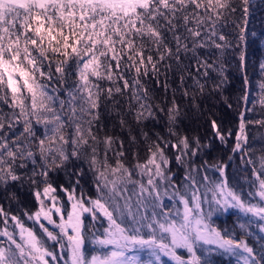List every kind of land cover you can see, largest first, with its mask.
Returning a JSON list of instances; mask_svg holds the SVG:
<instances>
[{
  "label": "snow or ice",
  "instance_id": "snow-or-ice-1",
  "mask_svg": "<svg viewBox=\"0 0 264 264\" xmlns=\"http://www.w3.org/2000/svg\"><path fill=\"white\" fill-rule=\"evenodd\" d=\"M249 35L264 48V0H0V196L19 202L24 188L38 202L19 215L0 203V264H264V150L248 144L243 113L234 131L210 103L233 107L229 68L246 63ZM190 114L205 118L207 143L182 131ZM229 137L231 153L252 152L247 192L223 159L219 180L207 161L194 167ZM173 160L186 168L182 213L161 200ZM61 174L67 186H54ZM233 209L239 233L214 226Z\"/></svg>",
  "mask_w": 264,
  "mask_h": 264
},
{
  "label": "trees",
  "instance_id": "trees-1",
  "mask_svg": "<svg viewBox=\"0 0 264 264\" xmlns=\"http://www.w3.org/2000/svg\"><path fill=\"white\" fill-rule=\"evenodd\" d=\"M249 29L259 32L261 30L259 20L253 19L249 25ZM253 39L254 38L249 35L248 45L242 49L246 54V63L237 69L234 60L232 62V66L229 68V82L226 85L225 95L230 98V102L233 107L227 108L218 98L214 99L210 103L215 104L214 111L216 112L217 119L223 120L226 127H229L234 131L237 130L239 114L243 113L246 123V132L248 135V144L251 145L252 151L255 152V155L258 158V155H260L262 150H264V139H261V136L264 137V128L255 123L247 125V121L249 119H252L253 121L264 120V104L260 103L261 100H264V92H262L259 88V83L264 80V75H262V70L260 69V63L261 61H264V48L260 46L258 39H256L255 43H252ZM245 75H247V81L244 79ZM242 88L244 89L243 92L241 91ZM0 91H2V89H0ZM245 94L248 96V100H240V106L237 107V98ZM109 128L114 134L122 137L124 136V133H122L119 127L116 126L114 119L109 121ZM182 131H186L189 135L201 136L205 143L212 139V132L205 123V118L198 117V114L189 115ZM234 143V137H229L227 145H221L219 139H215L211 150L204 148L200 151L197 157H193V160L195 161L194 167L199 168L201 172H204L205 169L202 168L201 165L204 161H207L209 165L206 169L208 177L210 180H219L220 174L216 172L211 165L223 159L225 163L229 164L227 174L230 182L242 185L245 192H247V178L249 177L251 166L247 165L245 161L252 155V152L241 153L238 151L236 153H231L229 149L234 145ZM229 155L232 156L231 161L227 159ZM143 158V152H141V163H143ZM167 167L169 169L168 174L172 183L169 184L167 181L161 183V200L165 207H167L168 201L171 203L170 206L180 205L178 196L173 195V193L177 188H179L181 192L185 190L184 185L186 168L183 164L175 160H173ZM197 178L199 179V177ZM56 183L67 186V178L61 174L59 177L55 178L54 186ZM83 188L86 195L95 196V189L90 180L88 183L83 185ZM165 189L167 190V195H164ZM77 191L79 192V189H77ZM57 194H60L63 200L66 199V194L60 193L59 189L57 190ZM0 203L4 204L6 210L11 208L14 214L19 215L23 211L34 212L38 202L35 201L34 197L26 189L21 188L19 189V202L12 201L11 204H9L3 196H0ZM174 212L175 211L172 210V213ZM219 216L220 214L214 216V218L218 219V224L216 226L222 230L227 229L230 231L233 227L232 224L234 223H232V221L234 219H229V214L225 215L227 216L225 219ZM24 219L28 225H31V221H27L26 216ZM11 224L12 222L9 221L10 226ZM2 227L3 225L0 224V228ZM2 239L3 238H0V240ZM88 249L90 252L98 251V246L89 244Z\"/></svg>",
  "mask_w": 264,
  "mask_h": 264
},
{
  "label": "rangeland",
  "instance_id": "rangeland-1",
  "mask_svg": "<svg viewBox=\"0 0 264 264\" xmlns=\"http://www.w3.org/2000/svg\"><path fill=\"white\" fill-rule=\"evenodd\" d=\"M261 139L263 140L264 139V137L263 136H261ZM263 144V143H262ZM263 146H264V144H263ZM260 155H258V157H259ZM247 190V189H246ZM50 195H52V194H50ZM55 195H57L58 196V198L62 201L63 199L61 198V195L60 194H55ZM171 205V203L168 201V204H167V207H166V209H172L173 211H175L176 209H179L180 211H181V213H182V211H183V208H182V203H180V205H173V206H170ZM170 206V207H169ZM226 214H220V216L219 217H221V218H223V219H225V217H227V216H225ZM230 215H231V219L233 218L234 220L232 221V223H234V224H232V226L233 227H235V229H236V231H237V233H239V229H238V223L239 222H244V220L246 219V217H244L243 216V214L242 213H240L238 210H235V209H233V210H231L230 211ZM237 217H240V220L238 221L237 220ZM54 218H55V216H54ZM217 218H214L213 217V221H214V226H216L218 223H217ZM221 226H223V225H221ZM232 227V229L231 230H233L234 228ZM230 230V231H231ZM258 231V229L256 228V225H253L252 226V229H250V231ZM261 235H264V233H260ZM254 238V237H253ZM207 247V246H206ZM178 251H184V250H178ZM165 259H168V258H165ZM213 259L216 261V264H235V259L234 258H232V257H229V256H220L219 254H214L213 255Z\"/></svg>",
  "mask_w": 264,
  "mask_h": 264
}]
</instances>
